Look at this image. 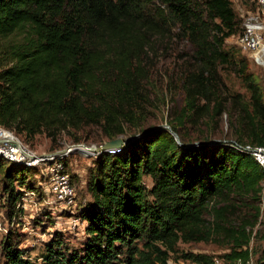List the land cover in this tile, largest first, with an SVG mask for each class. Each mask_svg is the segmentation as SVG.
Returning <instances> with one entry per match:
<instances>
[{
  "label": "trees",
  "instance_id": "16d2710c",
  "mask_svg": "<svg viewBox=\"0 0 264 264\" xmlns=\"http://www.w3.org/2000/svg\"><path fill=\"white\" fill-rule=\"evenodd\" d=\"M240 31L231 0H0V125L25 138L45 133L54 143L88 125L117 138L144 112L138 94L153 40L175 33L199 62L184 82L178 124L184 114L217 121L226 112L235 140L264 146V94L248 57L224 48ZM221 65L232 66L249 92L246 104L233 110L216 96ZM170 127L143 130L120 151L98 154L87 179L92 201L77 214L86 223L78 247L55 231L31 257L8 229L3 264H170L176 254L213 264L210 254L180 252L181 243L197 242L226 246L225 264H245L259 231L264 168L228 140L178 142L179 127ZM32 173L36 168L0 157L1 197L11 220L21 213L23 191L37 188ZM245 198L258 205L237 217L235 200ZM256 264H264V250Z\"/></svg>",
  "mask_w": 264,
  "mask_h": 264
},
{
  "label": "rangeland",
  "instance_id": "374dc122",
  "mask_svg": "<svg viewBox=\"0 0 264 264\" xmlns=\"http://www.w3.org/2000/svg\"><path fill=\"white\" fill-rule=\"evenodd\" d=\"M236 35L234 34L226 39L224 48L232 52L238 59L246 58L247 54L242 52L236 42ZM152 46L153 51L143 60L148 77L143 80V92L138 94V100L142 104L139 107L144 108V112L140 114L138 125L132 127L126 125L125 133L120 134L118 137L127 139L137 136L143 130L161 126L167 128L170 124L175 123L179 127V134L176 133L177 139L180 140L182 137L187 144H212L221 140L237 139V135L232 133L229 127L226 112L219 116L217 121L216 119L210 121L208 117L195 119L184 114L182 123L178 124L177 119L183 116L182 109L186 103L184 82L192 72L197 70L199 62L192 58V50L187 40H180L175 33H171L168 39L164 40L157 37L153 40ZM250 62H248V71L253 73L256 83L264 94V71ZM207 76L210 77V73ZM214 82L218 90L216 96H221L224 107L233 110L234 107L240 104H246L249 92L243 79L232 66H219ZM234 118H237V114H234ZM18 136L39 154L58 152L77 143H84L87 146H99L111 140L103 135L98 125L84 126L79 130L70 129L63 132L56 143L47 137L45 133L37 134L33 138ZM98 154H88L74 149L66 157L67 168L73 178L72 186L75 189L73 202L63 200L51 190L46 192L45 190H48L49 186L44 181L43 171L45 166L36 168L37 175L32 173L29 181L37 186L34 191L39 195L27 196V203L18 205V208L21 207L22 210L19 216L13 220L8 217L5 201L1 197L2 177L0 175V264L4 262L1 253V242L8 229H12L17 233L20 246L27 248L31 257H35L43 251L44 244L50 240L55 231H60L63 234L66 244L70 247H78L81 244L85 238L86 223L77 214L80 208L92 201V197L87 190V179L89 169L93 166ZM145 182L149 188L153 185L150 177H146ZM235 201L238 205L235 210L237 217L245 216L244 213H253V211H250L253 205L256 206L259 203L261 206L259 222L255 227V231H259L257 234L254 232L255 236L251 242V248L253 249L252 261L256 264L261 252L264 250V180L262 182L261 198L258 203L249 198L236 199ZM208 218L210 219L209 216ZM182 251L207 253L222 258L221 256L227 253L228 249L216 242H197L181 243L180 252ZM178 255H174L170 260V264H197L191 260L177 258Z\"/></svg>",
  "mask_w": 264,
  "mask_h": 264
},
{
  "label": "built area",
  "instance_id": "2783aa9c",
  "mask_svg": "<svg viewBox=\"0 0 264 264\" xmlns=\"http://www.w3.org/2000/svg\"><path fill=\"white\" fill-rule=\"evenodd\" d=\"M231 1L241 19V31L235 36L236 42L242 52L247 54L251 62L264 71V0ZM228 141L237 150L251 154L264 168V146L244 144L235 139ZM122 147L111 148L107 152L116 153ZM73 150L68 147L64 152L54 151L39 154L13 130L0 125V157L7 162L22 163L29 167L39 168L45 166L43 176H45L46 185L49 186V189L45 191L51 190V192L68 202L74 201L73 194H75V189L72 186L73 178L68 171L66 157ZM24 193L17 207L27 203L28 197L39 195L34 190ZM213 264H225V262L223 258L215 257ZM236 264L244 263L238 260ZM245 264H254L252 257Z\"/></svg>",
  "mask_w": 264,
  "mask_h": 264
},
{
  "label": "water",
  "instance_id": "95a60500",
  "mask_svg": "<svg viewBox=\"0 0 264 264\" xmlns=\"http://www.w3.org/2000/svg\"><path fill=\"white\" fill-rule=\"evenodd\" d=\"M167 128L170 129L171 127L167 126ZM174 134L176 136V133H174ZM134 137L135 136H132V137H129L127 139L117 137V138L108 140L99 146L91 145V146H87V148L90 149V151H92L94 153H101L103 151L107 152L111 148H120V147L126 145V143L129 140L133 139ZM176 139H177V136H176ZM177 141L180 142L179 139H177ZM76 145H85V144L84 143H77ZM85 147H86V145H85ZM64 151H66V148L59 150V152H64Z\"/></svg>",
  "mask_w": 264,
  "mask_h": 264
},
{
  "label": "bare ground",
  "instance_id": "6f19581e",
  "mask_svg": "<svg viewBox=\"0 0 264 264\" xmlns=\"http://www.w3.org/2000/svg\"><path fill=\"white\" fill-rule=\"evenodd\" d=\"M86 145V147H85ZM85 145H72V146H69L70 149H75L77 151H82V152H86L88 154H92V152L90 151V149L87 148V144ZM85 154V153H84Z\"/></svg>",
  "mask_w": 264,
  "mask_h": 264
}]
</instances>
